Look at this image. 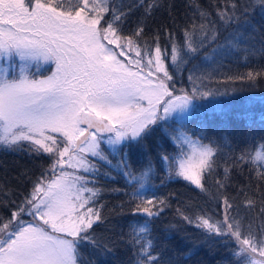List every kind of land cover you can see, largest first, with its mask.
I'll return each mask as SVG.
<instances>
[{
  "label": "snow or ice",
  "instance_id": "obj_1",
  "mask_svg": "<svg viewBox=\"0 0 264 264\" xmlns=\"http://www.w3.org/2000/svg\"><path fill=\"white\" fill-rule=\"evenodd\" d=\"M214 5L215 15L197 0H188L183 43L177 41L174 28L179 24L169 5L173 28L164 29L169 53L160 46L159 30L151 44L140 42L145 21L163 7L162 0H137L127 10L116 0H0V149L50 160L19 202L0 184V205L11 208L7 220L0 216V264H96L85 259L84 248L106 258L116 254L119 244L131 248L132 264H178L166 258L167 248L156 250L152 236L153 221L170 206L167 198L147 194L154 166L149 160L136 172L123 151L147 152L145 142L155 128L173 119L178 126L163 131L176 150L159 154L166 173L161 184L186 181L221 203L224 213L222 220L206 214L193 219L177 209L183 221L199 230L196 238L182 237L192 245L187 255L223 242L230 249L229 264H264V141L234 155L182 129L194 101L216 95L202 83L211 79L209 69L217 57L264 55V23H254L257 16L264 21V0H223L222 7L221 0H214ZM139 8L144 11L137 27L123 35L122 24ZM229 28L232 31L219 43L221 29ZM49 66H54L51 73L44 75ZM169 67L177 72L187 69L191 92L180 89L177 94ZM260 76L264 70L229 79L255 82ZM224 147L231 148L227 136ZM122 151L113 164L110 157ZM218 155L225 157L223 175L215 180L216 192L211 194L205 180L221 167ZM245 167L248 184L238 194L245 197L244 209L259 203L261 217L257 230L250 222L247 233L241 205L225 194L232 172L243 175ZM113 170L131 188L124 193L128 200L118 206L120 214L131 206V215L142 217L130 221L128 232L120 233L118 240L95 234L96 226L107 223L103 206H96L102 192L96 181L101 176L111 179ZM27 175L20 173V179ZM25 215L32 219L25 220ZM164 231L179 229L169 224Z\"/></svg>",
  "mask_w": 264,
  "mask_h": 264
},
{
  "label": "trees",
  "instance_id": "obj_2",
  "mask_svg": "<svg viewBox=\"0 0 264 264\" xmlns=\"http://www.w3.org/2000/svg\"><path fill=\"white\" fill-rule=\"evenodd\" d=\"M136 2L137 0H116L117 4L123 5L124 10H127L129 5ZM197 2L201 8L215 15L214 0H197ZM162 3L163 7L155 10L152 16L145 21L144 34L140 42L143 44L144 41H148L151 44L152 38L159 30L160 46L168 48L170 53V45L164 33L165 27L173 28L172 20L169 17V5H171L172 16L176 18L179 24V27L174 28L177 41L183 43L182 29L185 23V13L189 12L187 8L188 0H162ZM222 6L223 0H221ZM143 11L142 8L135 9L126 18V21L122 24L123 35H131L137 27V22L141 20ZM254 23L261 24L264 21H261L260 17L257 16ZM231 31L230 28L227 30L221 29L218 42L224 43L225 37ZM207 51L210 52L211 49ZM203 55L204 53H201V56ZM166 63L170 64V58ZM194 63L199 64L200 57ZM187 67L191 68L192 65L189 64ZM49 69L44 72V75L48 73ZM209 70L212 71V77L203 81L202 88L210 89L216 93L211 97L213 103L194 108L191 114L182 122V129L194 138L201 137L203 143L213 141L221 147L222 153L239 155L242 150L264 141V76L258 77L255 82H250L247 79L233 80L229 77L246 76L248 71L259 72L264 70V55L246 59L242 52L222 54L217 57L216 63L212 64ZM169 71L174 74L172 83L175 85L177 93L180 89L191 92L193 85L188 80L189 72L187 69L177 72L169 67ZM178 123L180 122L173 119L166 124L162 122L157 126L145 142L148 145L147 152L138 148L123 150L128 152V163L136 172L145 168L151 160L154 173L146 185L147 194L167 198L170 205L161 217L155 219L152 224V236L155 238L156 250L159 251L162 247L167 248L166 258L171 256L175 261H178V264H229L231 259L229 256L230 249L223 242L217 243L211 250L207 245L201 246L195 249L189 257L187 254L192 245L182 240V237L187 235L196 238L199 236V230L194 225L183 221L177 213L179 208L185 215L193 219L199 214H206L211 216L213 220H222L224 216L222 204L209 194L202 193L195 186L183 180H168L161 184L166 173L160 163L159 154L161 152L174 154L176 150L163 129L168 128L171 131L178 126ZM226 136L230 140L231 148L224 147ZM123 151L110 157L113 164L120 159ZM224 159L223 155H218L217 160L221 167L217 169L215 174L208 176L205 180V186L211 194L216 192L215 180L223 175L222 165ZM49 164L50 160L46 155L35 157L29 156L26 151L13 152L0 149V184L6 185L7 190L10 191V199L19 202L22 194H27L31 190L32 182L40 176ZM25 171L28 172V175L24 180H21L20 173ZM103 171H108V169L104 168ZM110 175L111 179L101 176L96 181V186L102 189L96 206H103L101 209L102 215L106 218L107 223L96 226L95 234L118 240L120 233L128 232L130 221L142 219V217H133L131 206H126L124 213L120 214L118 206L122 201L128 200L129 197L124 193H130L131 188L125 184L124 178L118 175L116 171H111ZM247 176V167L243 169V175L238 170L233 171L231 186L227 188L225 193L229 198H234L236 204L241 205L240 213L244 217L243 225L246 233L250 222L254 231L261 223V217L258 214L259 203L254 209H244L243 200L245 197L242 193L238 194V189L242 185L248 184ZM251 183L254 188L256 181L252 180ZM113 189H119L120 191H113ZM10 212L11 208L0 205V216L4 217L5 220L9 218ZM233 215H235V212H233ZM169 224H175L179 231L166 233L164 229ZM166 236H171V238L165 239ZM83 255L85 259L95 260L96 264H132L133 258L131 248L126 247L124 244L117 246L114 256L106 258L94 256L92 250L87 247L83 249Z\"/></svg>",
  "mask_w": 264,
  "mask_h": 264
},
{
  "label": "rangeland",
  "instance_id": "obj_3",
  "mask_svg": "<svg viewBox=\"0 0 264 264\" xmlns=\"http://www.w3.org/2000/svg\"><path fill=\"white\" fill-rule=\"evenodd\" d=\"M73 2H75V0H73ZM121 59H123V57H121ZM18 63H19V62L17 61V64H18ZM52 67H54V66H49V67H48V68H50V69H49L48 73H46L45 75H49V74L51 73ZM31 70L34 71L35 68L33 67ZM177 94H179V93H177ZM212 103H213V100H212L211 97L208 98V99H202V100L200 99L199 101H194V107H193V109L196 108V107L200 108V107L203 106V105L212 104ZM102 146H104V147L107 148V145H102ZM69 171H71V169H69ZM23 218H24L25 220H31V219H32V217L27 216V215H25Z\"/></svg>",
  "mask_w": 264,
  "mask_h": 264
}]
</instances>
